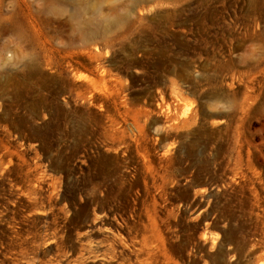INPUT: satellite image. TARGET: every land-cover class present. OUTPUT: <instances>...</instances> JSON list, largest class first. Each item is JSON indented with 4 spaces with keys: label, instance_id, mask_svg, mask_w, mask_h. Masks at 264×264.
I'll return each mask as SVG.
<instances>
[{
    "label": "rangeland",
    "instance_id": "rangeland-1",
    "mask_svg": "<svg viewBox=\"0 0 264 264\" xmlns=\"http://www.w3.org/2000/svg\"><path fill=\"white\" fill-rule=\"evenodd\" d=\"M0 264H264V0H0Z\"/></svg>",
    "mask_w": 264,
    "mask_h": 264
},
{
    "label": "bare ground",
    "instance_id": "bare-ground-1",
    "mask_svg": "<svg viewBox=\"0 0 264 264\" xmlns=\"http://www.w3.org/2000/svg\"><path fill=\"white\" fill-rule=\"evenodd\" d=\"M140 1H142V0H134V2H140Z\"/></svg>",
    "mask_w": 264,
    "mask_h": 264
}]
</instances>
